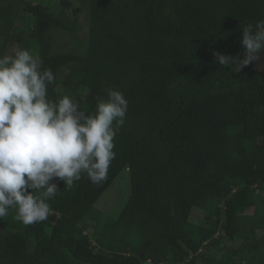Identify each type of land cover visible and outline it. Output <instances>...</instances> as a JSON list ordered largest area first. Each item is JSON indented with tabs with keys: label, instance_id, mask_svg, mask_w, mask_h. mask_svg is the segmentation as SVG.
Returning a JSON list of instances; mask_svg holds the SVG:
<instances>
[{
	"label": "trees",
	"instance_id": "16d2710c",
	"mask_svg": "<svg viewBox=\"0 0 264 264\" xmlns=\"http://www.w3.org/2000/svg\"><path fill=\"white\" fill-rule=\"evenodd\" d=\"M261 19L264 0H0V55L39 56L50 98L129 102L107 179L55 180L40 223L10 210L0 264H264V82L212 55L242 56L240 24ZM122 172L126 202L98 213Z\"/></svg>",
	"mask_w": 264,
	"mask_h": 264
},
{
	"label": "clouds",
	"instance_id": "9594fccd",
	"mask_svg": "<svg viewBox=\"0 0 264 264\" xmlns=\"http://www.w3.org/2000/svg\"><path fill=\"white\" fill-rule=\"evenodd\" d=\"M242 56L213 51L215 63L231 72L261 60L264 19L240 24ZM257 68L264 67L256 63ZM56 77L26 48L0 55V219L15 212L24 225L45 221L48 200L86 174L99 184L115 159V138L125 124L128 100L109 88L91 113L70 95L50 98Z\"/></svg>",
	"mask_w": 264,
	"mask_h": 264
},
{
	"label": "rangeland",
	"instance_id": "374dc122",
	"mask_svg": "<svg viewBox=\"0 0 264 264\" xmlns=\"http://www.w3.org/2000/svg\"><path fill=\"white\" fill-rule=\"evenodd\" d=\"M48 2L49 0H40L41 5H45ZM16 20H21V19L16 18ZM79 25L81 28L79 31V37L83 39L87 33V28L85 25V21L83 20L82 17H79ZM67 39L69 40V37L68 38L64 37L59 39L57 45L59 46L61 44L60 40L67 41ZM256 63H260L262 66H264V52L261 53L260 61L253 62L252 64L245 66L241 71L246 74L258 75L261 78V81L264 82V67L257 68L255 66ZM128 185H129L128 174L126 172H122L121 175L115 179L113 187L109 191L105 192V194L99 199V201L95 206L96 211L108 217L116 216L119 213L120 209L122 208V205H124V203L126 202Z\"/></svg>",
	"mask_w": 264,
	"mask_h": 264
}]
</instances>
